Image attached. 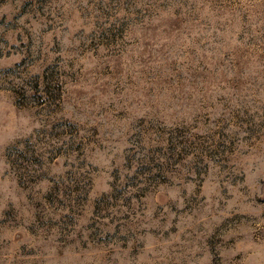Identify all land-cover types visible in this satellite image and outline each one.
Segmentation results:
<instances>
[{
  "label": "rangeland",
  "instance_id": "1",
  "mask_svg": "<svg viewBox=\"0 0 264 264\" xmlns=\"http://www.w3.org/2000/svg\"><path fill=\"white\" fill-rule=\"evenodd\" d=\"M0 264H264V0H0Z\"/></svg>",
  "mask_w": 264,
  "mask_h": 264
}]
</instances>
